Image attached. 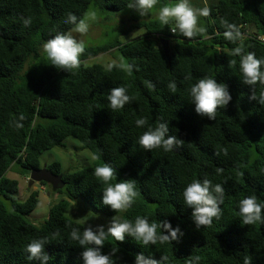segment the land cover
Listing matches in <instances>:
<instances>
[{
	"label": "trees",
	"instance_id": "16d2710c",
	"mask_svg": "<svg viewBox=\"0 0 264 264\" xmlns=\"http://www.w3.org/2000/svg\"><path fill=\"white\" fill-rule=\"evenodd\" d=\"M130 0H0V264H39L27 261L24 246L33 239L47 238L48 264H79L81 246L70 238L72 229L82 234L84 225L68 217L73 200L83 199L106 217L134 222L137 216L157 223L155 244L141 245L126 235L123 242L106 237L103 252L115 264H133L136 254L157 264H264V222L243 225L238 202L255 195L264 204V82L243 83L239 72L242 55L264 60V0H189L198 16L192 38L171 33L174 24L162 25L157 18L133 15L129 35L142 34L121 43L118 39L85 47L79 67L59 70L42 57L43 43L72 25L67 14L84 18L89 7L120 12ZM175 0H157L150 10ZM148 16V17H147ZM25 20L30 21L27 25ZM234 25L239 35L225 36ZM168 43L170 63L160 42ZM241 49V55L234 50ZM115 49L125 66L111 70L90 58ZM211 53V55H209ZM116 57V52H115ZM117 59V57H116ZM210 77L225 83L232 100L218 108L213 120L198 116L189 102V89L199 79ZM175 83V91L168 85ZM124 87L129 102L113 110L110 89ZM147 123L137 127L135 121ZM160 123H169L168 135L181 144L173 151H145L137 138ZM71 138L93 156L94 162L81 170L62 172L60 163L45 169L61 186L40 183L31 190L32 170H41L42 153ZM104 163L116 170L110 183L134 184L136 196L126 210L114 212L100 204L105 185L94 175ZM21 171L27 196L17 198L19 183L6 177L9 169ZM243 173V175H241ZM209 180L224 188L219 218L195 228L191 209L183 203L182 190L193 180ZM36 185V184H35ZM50 187L58 200L48 210L43 224L30 221L39 205L40 191ZM47 195V194H46ZM179 225L184 235L178 241H161L166 233L162 222Z\"/></svg>",
	"mask_w": 264,
	"mask_h": 264
},
{
	"label": "clouds",
	"instance_id": "9594fccd",
	"mask_svg": "<svg viewBox=\"0 0 264 264\" xmlns=\"http://www.w3.org/2000/svg\"><path fill=\"white\" fill-rule=\"evenodd\" d=\"M157 0H130L127 8L134 11L138 16H145L154 7ZM207 9H194L189 0H175L171 6H163L158 10L157 19L162 25L167 26L170 21L174 24L171 33H179L184 38H192L197 29L198 16L207 15ZM88 19H95L96 12L90 11L87 14ZM66 23L73 27L68 33H58L47 39L42 45L43 55L55 69L62 71L79 67V57L85 50V44L72 35V32L84 34L88 32L89 24L84 18H79L68 13ZM27 25L30 21L25 20ZM228 31L225 36L232 39L234 35H239L234 25H227ZM123 39V37L121 36ZM164 40V39H163ZM161 44V42H160ZM162 48V47H161ZM236 55H241V49L234 50ZM211 55V53H209ZM114 64L108 65L111 70ZM130 71V67L123 64ZM239 72L245 84H255L257 81L264 82V60L255 58L254 54L248 53L242 55L239 62ZM168 87L175 91V83H170ZM189 102L193 106V111L201 117H207L213 120L218 108H225L232 100V95L225 83L217 82L216 79L205 77L199 79L189 89ZM108 102L111 109H121L129 102V96L124 87H115L110 89ZM260 103H264V96H261ZM147 123L145 118L135 121L137 127H143ZM169 123H160L156 128L143 132L138 138V145L145 151L154 148H162L165 152L173 151L175 147L181 144V139L177 136L168 135ZM93 160L98 157L93 156ZM94 175L105 185L100 193V204L107 206L110 210L117 212L129 208L136 196L134 184L128 181L110 183L116 178V170L110 165L104 163L94 169ZM243 175V173H241ZM38 184V183H33ZM30 185V184H29ZM32 185V184H31ZM224 188L220 184L212 185L209 180H193L182 190V199L184 205L191 209V223L195 228L211 224L212 218H219L221 214L220 205L223 203ZM75 206L76 201H72ZM93 218L97 214L89 211ZM238 214L242 219L243 225L253 224L255 222H264V204L257 203L255 195H247L238 202ZM157 223H149L146 217L137 216L134 222L112 216L108 220L107 226L104 224L88 223L82 232L78 229H72L70 238L77 241L81 246L78 253L79 264H115L114 257L116 248L111 250V254L103 252L106 237L113 238L116 242H123L126 235L139 241L141 245L155 244L157 235ZM162 227L166 229L167 234L161 235V241L171 238L172 241H178L183 235V231L177 225L172 227L168 222L163 221ZM48 244L47 238L33 239L24 246L23 253L27 261H38L39 264H48L51 258L45 251ZM133 264H157V261L145 257L142 253L134 256ZM192 264V262H190ZM244 264H252L250 257H245Z\"/></svg>",
	"mask_w": 264,
	"mask_h": 264
},
{
	"label": "rangeland",
	"instance_id": "374dc122",
	"mask_svg": "<svg viewBox=\"0 0 264 264\" xmlns=\"http://www.w3.org/2000/svg\"><path fill=\"white\" fill-rule=\"evenodd\" d=\"M171 5L172 4L169 3L166 6ZM90 11L96 12V18L94 20L88 19L87 15H85L84 19H86L89 24L88 32L84 34L72 32L73 36L84 42L85 47L108 44L115 39H118L121 43H124L142 34L141 29H134L129 33L128 36L122 33L130 27V20L132 16L136 14L134 11L128 8H125L120 12H110L101 11L94 6H90L87 13ZM148 13L152 14L150 18H157V13H152L150 11ZM115 52L117 59L115 57ZM42 57L46 59L43 54ZM87 62L98 63L104 67H107L109 64H123L125 66L124 59L115 49L99 54L97 57L90 58L87 60ZM92 157L93 155L89 150L82 148V146L74 139L67 138L60 146L42 153L41 165L43 167L45 164L58 162L61 165L62 172L67 173L81 170L82 168L92 164L94 162ZM20 174L21 171L17 168L9 169L6 173V177L16 179L18 181L19 189L17 198L23 200L27 196L28 186L26 183L27 181L19 177ZM39 184L40 183L36 185L33 184L31 186V190L38 189ZM59 195H54L50 187H46L45 192L40 191L39 205L31 213L30 221H32V223L37 227L41 226L47 217L49 207L58 200L56 197ZM89 211L96 213L98 217L93 218L89 214ZM67 215L72 220L84 226H86L88 223L94 225L104 224L107 226L108 220L111 218L106 217L100 212L91 208L90 205H88V203H86L83 199H77L75 206H73L71 202Z\"/></svg>",
	"mask_w": 264,
	"mask_h": 264
},
{
	"label": "water",
	"instance_id": "95a60500",
	"mask_svg": "<svg viewBox=\"0 0 264 264\" xmlns=\"http://www.w3.org/2000/svg\"><path fill=\"white\" fill-rule=\"evenodd\" d=\"M161 47L168 63H170V57L168 55V43L166 40L161 41ZM28 181L30 185L33 183H46L51 185L53 189H57L61 186L60 178L47 171L44 166L41 170H32Z\"/></svg>",
	"mask_w": 264,
	"mask_h": 264
}]
</instances>
